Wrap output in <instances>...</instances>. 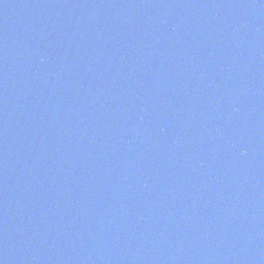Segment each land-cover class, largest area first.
I'll return each mask as SVG.
<instances>
[{"label": "water", "instance_id": "1", "mask_svg": "<svg viewBox=\"0 0 264 264\" xmlns=\"http://www.w3.org/2000/svg\"><path fill=\"white\" fill-rule=\"evenodd\" d=\"M143 264H264V0H165Z\"/></svg>", "mask_w": 264, "mask_h": 264}]
</instances>
